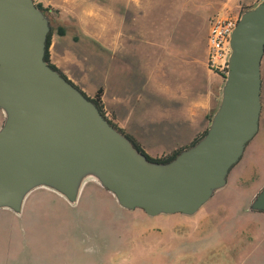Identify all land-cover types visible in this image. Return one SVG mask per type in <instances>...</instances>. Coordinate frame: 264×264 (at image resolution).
Returning <instances> with one entry per match:
<instances>
[{"label":"water","instance_id":"95a60500","mask_svg":"<svg viewBox=\"0 0 264 264\" xmlns=\"http://www.w3.org/2000/svg\"><path fill=\"white\" fill-rule=\"evenodd\" d=\"M48 15L34 0H0V211L21 217L43 189L70 207L93 182L119 208L192 217L227 186L259 129L264 0L243 10L205 133L172 159H148L45 60ZM248 212L264 213V185Z\"/></svg>","mask_w":264,"mask_h":264},{"label":"rangeland","instance_id":"374dc122","mask_svg":"<svg viewBox=\"0 0 264 264\" xmlns=\"http://www.w3.org/2000/svg\"><path fill=\"white\" fill-rule=\"evenodd\" d=\"M101 1L113 15L108 21L106 50L98 48L102 25L97 0H91V15L85 20L72 18L70 12L51 11L53 35L58 26H82L88 34L81 44L84 62L118 63V71L112 67V76L124 82L137 75L131 69V19L136 17L138 6L129 0ZM150 1L158 43L149 54V63H155V101L166 106L169 100L176 102L179 81L176 76H164L161 63L169 61L177 69L176 63L182 67L183 61L201 63V70L206 71L203 63L209 21L202 19L197 6L212 0ZM256 1L230 0L220 4V10L223 6L227 13H241ZM183 9L186 21L178 24L172 19H177ZM100 79L97 70L90 76L95 84ZM221 85L219 77L217 84L213 83L211 113ZM263 185L264 113L258 132L230 170L227 186L194 216L149 218L140 210H122L93 182L86 184L75 207L39 189L26 200L21 217L0 211V264H264V219L260 213L246 211Z\"/></svg>","mask_w":264,"mask_h":264},{"label":"crops","instance_id":"0c3cea01","mask_svg":"<svg viewBox=\"0 0 264 264\" xmlns=\"http://www.w3.org/2000/svg\"><path fill=\"white\" fill-rule=\"evenodd\" d=\"M34 1L50 12L56 11L60 14L70 12L72 18L76 20L89 19L91 15V0ZM97 1L100 4L98 18L102 25L98 48L106 50L108 24L113 15L104 1ZM132 1L138 6L136 17L131 19L132 55L134 57L131 69L132 72L136 71L137 75L122 82L112 76L114 70L112 67L118 71L116 67L118 63H85L81 44L83 37L88 34L82 26L78 27L79 29H71L70 26L63 25L64 34L59 35L56 31V35H53V32L48 47L49 59L86 96L91 98L100 89V99L105 116L118 128L132 136L149 156L159 157L187 146L206 129V119L213 106V83L217 84L219 76L208 71L206 63H203L206 71L201 70V63L183 61L182 67L176 63L178 69L169 61L161 63L164 76L165 74L176 76L175 79L179 81V85L175 89V103L169 100L168 105L164 106L156 102L155 66L153 68L155 63H149V54L154 51L158 43L155 39L157 29L153 21V8L149 6L150 0H129V2ZM229 1L212 0L197 8L202 19L210 22L211 19L227 13L223 6L220 10V4L224 5ZM247 1L250 3L253 0ZM142 3H147V5L144 7ZM182 11L177 19H172L178 24L182 20L186 21V10ZM209 22L206 27V37ZM187 64L190 68L186 66ZM95 70L101 77L96 84L90 81V76ZM261 77V104L262 113H264V56L261 64ZM2 119L0 112V122ZM184 132V137H179ZM259 216L264 219V213H260Z\"/></svg>","mask_w":264,"mask_h":264},{"label":"built area","instance_id":"2783aa9c","mask_svg":"<svg viewBox=\"0 0 264 264\" xmlns=\"http://www.w3.org/2000/svg\"><path fill=\"white\" fill-rule=\"evenodd\" d=\"M240 12L224 14L210 20L206 37V68L213 74L223 77L227 70L230 54V36Z\"/></svg>","mask_w":264,"mask_h":264},{"label":"trees","instance_id":"16d2710c","mask_svg":"<svg viewBox=\"0 0 264 264\" xmlns=\"http://www.w3.org/2000/svg\"><path fill=\"white\" fill-rule=\"evenodd\" d=\"M37 4V3H36ZM38 7H40L49 17V21H50V32L48 34V37H47V43H46V52H45V60L48 61L49 65L56 69L61 75L62 72L55 66L53 65L51 62H50V59H49V53H48V47H49V44H50V41H51V37H52V34L54 32V28H53V23H52V19L50 18V11L44 7H42V5L40 4H37ZM56 31L59 35H62L64 34V29L62 26H58L56 27ZM64 77H66L65 75H63ZM77 87V86H76ZM85 94V93H84ZM100 95H101V90H97L96 93L94 94L93 97H88L89 99H91L96 105L97 107L99 108V110L105 115V112L103 110V106H102V103H101V99H100ZM210 117V115L208 116V118ZM115 127H117L111 120H109ZM118 128V127H117ZM120 131H122L133 143L134 145L137 147V149L142 152L148 159H151V160H155V161H159V162H166L170 159H172L181 149H183L184 147H181L179 149H176L172 152H170L169 154L167 155H164V156H161V157H151L149 156L143 149V147L132 137L130 136L129 134L125 133L122 129L118 128ZM206 129L201 132L198 136H196L193 141L188 144V145H191L193 143H195L204 133H205Z\"/></svg>","mask_w":264,"mask_h":264},{"label":"flooded vegetation","instance_id":"af4514ba","mask_svg":"<svg viewBox=\"0 0 264 264\" xmlns=\"http://www.w3.org/2000/svg\"><path fill=\"white\" fill-rule=\"evenodd\" d=\"M261 117H262V109H261L260 119H261ZM259 121H260V120H259Z\"/></svg>","mask_w":264,"mask_h":264}]
</instances>
